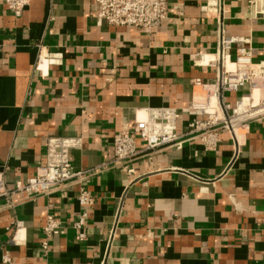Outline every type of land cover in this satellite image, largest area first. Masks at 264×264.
Wrapping results in <instances>:
<instances>
[{
    "label": "crops",
    "instance_id": "obj_1",
    "mask_svg": "<svg viewBox=\"0 0 264 264\" xmlns=\"http://www.w3.org/2000/svg\"><path fill=\"white\" fill-rule=\"evenodd\" d=\"M222 1L226 33L251 36L254 60H264V19L252 16L249 0ZM206 3L169 0L167 18L146 33L99 22L94 0H32L20 18L0 0V169L8 167V188L36 174L54 136H81L72 163L99 169L88 183L96 202L84 241L71 227L81 211L77 183L14 208L0 200V264H264V120L238 128L236 139L222 131L214 151L191 141L142 153L134 174L109 166L114 135L145 118L146 108H177L179 130L203 117L190 106L208 93L193 80L214 82L206 62L219 27ZM40 43L61 52L63 64L36 71ZM244 93L224 98L234 103ZM119 202L124 211L108 254ZM48 212L68 225L47 239Z\"/></svg>",
    "mask_w": 264,
    "mask_h": 264
},
{
    "label": "built area",
    "instance_id": "obj_2",
    "mask_svg": "<svg viewBox=\"0 0 264 264\" xmlns=\"http://www.w3.org/2000/svg\"><path fill=\"white\" fill-rule=\"evenodd\" d=\"M4 4L20 18L32 0H2ZM96 18L110 26H132L150 33L158 28L167 18L169 0H94ZM252 16L264 19V0H249ZM207 18L218 23L217 50L206 65L215 69L214 82L206 83L201 79L193 80L202 85L208 93L203 102L191 103V109L201 111L203 117L189 120L186 129L179 130L182 118L180 111L172 106L148 107L146 117L135 122L133 128L125 126L116 133L112 140L114 159L109 166L118 167L128 174H134L132 162L144 152H156L168 148H181L185 142L197 141L205 151H214L221 141V132L228 131L236 139V130L248 126L252 121L264 120V60L255 61L251 36H236L226 33L223 18L226 9L222 0H207L202 7ZM38 57L35 69L43 74V66L63 64V54L49 51L44 44H37ZM235 49L232 57L231 50ZM197 60L206 59V54L195 55ZM234 103L228 102L224 94L241 92ZM211 98L218 104L213 106ZM142 141L143 146L138 142ZM81 136H54L47 140L45 163L37 168L35 175L24 180H17L14 188L7 186V166L0 169V200L3 206L14 208L19 202L47 196L73 183L79 184L77 202L81 211L71 227L77 231V240L84 241L88 235L85 231L91 208L96 196L88 188V183L99 169H76L71 159V151L81 148ZM107 163L102 164L103 169ZM108 167V166H107ZM124 211L123 202L115 209V220L107 233L109 247L114 246L118 235L120 219ZM18 227L21 222H17ZM67 222L48 212L43 232L49 237L62 233ZM47 239L41 249L48 251ZM9 261V256H4Z\"/></svg>",
    "mask_w": 264,
    "mask_h": 264
}]
</instances>
